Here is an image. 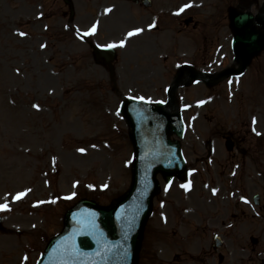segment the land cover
Here are the masks:
<instances>
[{
  "label": "rangeland",
  "instance_id": "obj_1",
  "mask_svg": "<svg viewBox=\"0 0 264 264\" xmlns=\"http://www.w3.org/2000/svg\"><path fill=\"white\" fill-rule=\"evenodd\" d=\"M68 1L0 0V264H36L69 207L120 197L132 155L121 102L166 101L184 65L239 68L231 18L264 2ZM89 42L116 45L110 67ZM175 109L187 178L158 177L138 264H218V253L221 264H264V43L243 75L178 89ZM226 135L237 149H225Z\"/></svg>",
  "mask_w": 264,
  "mask_h": 264
},
{
  "label": "water",
  "instance_id": "obj_2",
  "mask_svg": "<svg viewBox=\"0 0 264 264\" xmlns=\"http://www.w3.org/2000/svg\"><path fill=\"white\" fill-rule=\"evenodd\" d=\"M233 24L238 30L233 48L242 59L241 68L216 77L195 73L186 84L244 72L249 58L261 49L264 40V5L256 17L235 16ZM94 53L108 58L113 55L109 50ZM172 105V98L165 107L131 100L123 103L121 113L131 129L129 138L134 149L129 189L109 207L81 201L69 209L62 232L48 243L38 264H136L142 229L151 211L152 197L159 190L156 175L160 173L165 180L185 175L178 145L168 138L171 133L180 137L182 130L179 113L168 111Z\"/></svg>",
  "mask_w": 264,
  "mask_h": 264
},
{
  "label": "snow or ice",
  "instance_id": "obj_3",
  "mask_svg": "<svg viewBox=\"0 0 264 264\" xmlns=\"http://www.w3.org/2000/svg\"><path fill=\"white\" fill-rule=\"evenodd\" d=\"M186 7H191V5H186ZM181 11H184V9H181ZM177 14H179V13H177ZM92 31L94 32L95 31V28H93ZM136 34L137 33H135V32H130L128 35H129V37H131V36H134ZM120 46L123 47V44H121ZM109 47H116V45H110ZM254 123H255V121H254ZM183 187H185L187 189V186H183ZM24 195H26V193H20V194L17 195L16 199L19 200ZM3 210H7V206L6 205H0V211H3Z\"/></svg>",
  "mask_w": 264,
  "mask_h": 264
},
{
  "label": "bare ground",
  "instance_id": "obj_4",
  "mask_svg": "<svg viewBox=\"0 0 264 264\" xmlns=\"http://www.w3.org/2000/svg\"><path fill=\"white\" fill-rule=\"evenodd\" d=\"M219 200H220L221 203L223 202L221 197H219Z\"/></svg>",
  "mask_w": 264,
  "mask_h": 264
}]
</instances>
